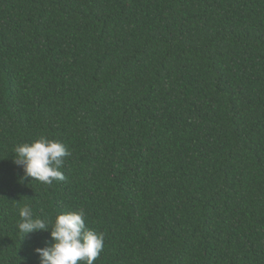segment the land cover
I'll return each instance as SVG.
<instances>
[{
    "label": "trees",
    "instance_id": "trees-1",
    "mask_svg": "<svg viewBox=\"0 0 264 264\" xmlns=\"http://www.w3.org/2000/svg\"><path fill=\"white\" fill-rule=\"evenodd\" d=\"M41 136L65 179L20 182ZM83 209L94 264H264V0H0V264Z\"/></svg>",
    "mask_w": 264,
    "mask_h": 264
},
{
    "label": "clouds",
    "instance_id": "clouds-1",
    "mask_svg": "<svg viewBox=\"0 0 264 264\" xmlns=\"http://www.w3.org/2000/svg\"><path fill=\"white\" fill-rule=\"evenodd\" d=\"M13 152V163L23 170L20 182L52 185L65 179L61 169L70 152L61 142L41 136L17 144ZM18 214L17 229L23 238L50 230L51 243L33 249L39 264H94L103 250L104 236L87 226L83 209L58 214L52 223L35 216L29 205L20 207Z\"/></svg>",
    "mask_w": 264,
    "mask_h": 264
}]
</instances>
